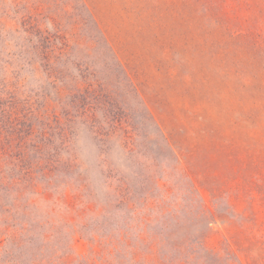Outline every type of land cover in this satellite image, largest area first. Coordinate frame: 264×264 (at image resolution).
I'll return each instance as SVG.
<instances>
[{"label": "rangeland", "instance_id": "rangeland-1", "mask_svg": "<svg viewBox=\"0 0 264 264\" xmlns=\"http://www.w3.org/2000/svg\"><path fill=\"white\" fill-rule=\"evenodd\" d=\"M0 264H264V0H0Z\"/></svg>", "mask_w": 264, "mask_h": 264}]
</instances>
